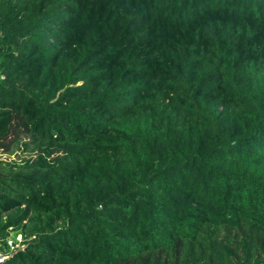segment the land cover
<instances>
[{
	"label": "trees",
	"instance_id": "obj_1",
	"mask_svg": "<svg viewBox=\"0 0 264 264\" xmlns=\"http://www.w3.org/2000/svg\"><path fill=\"white\" fill-rule=\"evenodd\" d=\"M0 74V264H264V0H0Z\"/></svg>",
	"mask_w": 264,
	"mask_h": 264
},
{
	"label": "rangeland",
	"instance_id": "obj_2",
	"mask_svg": "<svg viewBox=\"0 0 264 264\" xmlns=\"http://www.w3.org/2000/svg\"><path fill=\"white\" fill-rule=\"evenodd\" d=\"M21 154V152L17 151L14 153H7L5 151H3V149L0 148V158H4V159H13V158H17L18 156ZM8 244L10 245L11 248H15L18 245H20V247H22V235L17 232V231H12L10 233L9 239H8ZM0 254H2L0 252Z\"/></svg>",
	"mask_w": 264,
	"mask_h": 264
},
{
	"label": "built area",
	"instance_id": "obj_3",
	"mask_svg": "<svg viewBox=\"0 0 264 264\" xmlns=\"http://www.w3.org/2000/svg\"><path fill=\"white\" fill-rule=\"evenodd\" d=\"M2 76V74H0V77ZM23 246V245H22ZM6 257V255L4 254H0V263L3 261V259Z\"/></svg>",
	"mask_w": 264,
	"mask_h": 264
}]
</instances>
